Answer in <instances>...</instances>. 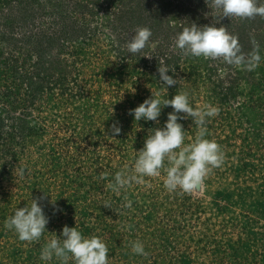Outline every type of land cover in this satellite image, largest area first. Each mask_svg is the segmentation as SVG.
I'll use <instances>...</instances> for the list:
<instances>
[{
  "label": "rangeland",
  "instance_id": "374dc122",
  "mask_svg": "<svg viewBox=\"0 0 264 264\" xmlns=\"http://www.w3.org/2000/svg\"><path fill=\"white\" fill-rule=\"evenodd\" d=\"M21 1L15 5L29 15L22 20L24 13H18L13 21L12 0H0V264H61L55 258L41 261V247L76 222L84 235L104 238L109 264H264V59L249 71L184 55L174 47L177 29L171 14L160 12L159 0H38L29 8L25 3L31 0ZM33 8L38 16L30 22ZM220 14L212 4L204 20L194 23L227 27ZM75 17L83 22L80 33L70 31ZM55 20L57 26L49 23ZM252 20L238 37L249 36L243 37L245 53L253 50L254 38L264 57V17ZM154 22L159 28L152 46L129 54L126 42L134 30ZM32 23H41L46 38L66 25L63 32L72 39L61 56L58 43L47 51L48 41L41 39L44 57L63 63H55L40 83ZM158 57L175 69L168 74L178 83L168 91L159 81ZM152 90L168 99L186 90L194 107L219 109L206 125V138L222 146L224 161L207 175L202 190L168 192L162 177H150L145 185L112 191L114 174L131 166L149 130L163 127L173 111L163 107L158 124L136 122L129 110ZM116 122L121 132L113 137L109 128ZM179 122L187 131L185 142H192L198 131L192 118ZM18 164L29 170L25 179L14 176ZM44 192L50 195L41 201L48 232L38 241H21L4 221ZM137 239L147 256L132 252Z\"/></svg>",
  "mask_w": 264,
  "mask_h": 264
},
{
  "label": "clouds",
  "instance_id": "9594fccd",
  "mask_svg": "<svg viewBox=\"0 0 264 264\" xmlns=\"http://www.w3.org/2000/svg\"><path fill=\"white\" fill-rule=\"evenodd\" d=\"M208 3V0H206ZM215 9L222 11L223 17L254 18L264 17V0H212ZM134 35L126 42L129 54L141 52L150 47L152 30L147 26L138 27ZM253 50L245 53L239 43V37L228 30V27L216 24L198 26L191 23L179 31L174 40V47L184 55L204 57L205 59H221L227 65L237 68L254 70L264 57L260 54V45L253 38ZM159 58V81L168 91V86L176 85L178 80L173 75L175 69ZM171 106L173 111L168 113L163 127L149 130L144 146L136 151L131 166L125 164L114 174L110 184L112 191L117 194L122 189L133 185H145L146 178H163L164 188L168 192H193L202 190L207 175L224 161L222 146L215 139L206 138V125L211 117L218 114L219 109L211 104L203 107H194L189 91L181 90L172 98H161L160 92L152 90L151 97L134 109L129 115L136 122L155 121L159 123L162 108ZM184 113L185 116L180 114ZM191 117L198 131L195 139L186 143L187 131L179 121ZM113 137L121 132L119 122L113 123L109 128ZM29 170L18 164L14 169L16 179H25ZM103 178V173L100 174ZM31 198L30 203L24 207H17L13 214L4 221L6 229L14 230L21 241H38L45 232L49 217L45 214L41 201L46 196ZM127 200V198H126ZM51 203L55 206L51 197ZM126 207L132 206L127 200ZM105 207H109L105 204ZM132 252L136 255L147 256L143 241L137 239L132 242ZM53 258L61 264H67L71 259L74 264H109V247L104 238L99 235L86 236L78 228L65 225L61 235L53 233L52 238L44 243L40 250V260L48 262Z\"/></svg>",
  "mask_w": 264,
  "mask_h": 264
},
{
  "label": "trees",
  "instance_id": "16d2710c",
  "mask_svg": "<svg viewBox=\"0 0 264 264\" xmlns=\"http://www.w3.org/2000/svg\"><path fill=\"white\" fill-rule=\"evenodd\" d=\"M44 1H46V0H44ZM159 1H160V7H159L160 12L162 14L166 13V12L168 14H171L170 17L173 18L171 21V24L175 29H177V33L179 31H181L184 26H190L191 23L198 22V20H195V18L202 17V21H203L205 17H203L202 15L203 14L205 15V10L209 11V6L212 5V0H208V3H206V0H184L185 3L183 2V0L179 3H178V1L173 3L175 0H159ZM187 1H188V3H187ZM41 2H43V1H41ZM47 2L50 3V1H47ZM12 3L14 5H10V7H11V13L14 14L13 21L16 20L15 18L18 15V13H20V15H22V12L24 13V15L19 16V17L22 20H26V15H29V12L25 11V9H24V11L22 9V12H21L20 11L21 7L15 5V4H22L23 2L21 0H12ZM36 3H39V1L38 0H31L30 2L25 3L26 4L25 7H28V8H29V6L35 7ZM192 5H195V6H192ZM34 10H35V8H33V13L30 17V22H35L33 20V16H38ZM29 11H31V9ZM82 15L84 16V14H82ZM182 16H184V18ZM75 18H76L75 19L76 22L73 25V27H71L70 31L80 33V30H81L80 27L81 26H79V22L81 24H83V22H82V20L77 19V17H75ZM220 18L227 20L226 25L228 27V30L237 36L239 33H245V30L247 29V28H245L246 24L248 25L249 23H251L253 21L252 20L253 18L223 17V14H220ZM228 19H230V20H228ZM231 19H233V20H231ZM236 19H238L239 24H235L236 22L234 20H236ZM199 22H200V20H199ZM41 23H42V21H41ZM41 23H39L38 25H36V23H32L33 25H32V30L30 33L31 38H32L33 42L35 43V47L38 49L37 53L39 54L38 59H36L35 63H34V75L38 79L39 83L42 79L45 80L46 78H48V75H51V73L49 74V72H50V70H52L56 66L55 63H58V64L63 63V60H61L59 58H57L56 61H53L54 59L53 60H47L44 57V50H43L44 48L43 47L45 46L44 45L45 43L41 44V39L46 38V37L44 34V30L41 27ZM49 23L51 25L54 24L55 26H57V24H59V21L55 20V21H52ZM252 24H257V21L253 22ZM219 25L223 26V24H219ZM148 27L152 30V33L154 34V32L157 31L156 28H159V24L157 22L156 23L154 22L153 25H150ZM63 30L67 31L66 25L62 28L61 31L55 30V32L53 34L49 35L46 38L48 41V43H46V45L48 47L47 51L48 50H50V51L55 50L53 48V46H50L53 42H56L59 44L60 49L56 52V55H58V56H61V53L63 51L62 46L65 45L64 43L68 42L69 40H72V39H70L71 36L68 35L67 32H63ZM176 34H175V36H176ZM247 35L248 34H245L244 36L246 37ZM243 37L239 38V43H242L241 44L242 50L244 49L243 46L245 45V41H244ZM247 37H249V36H247ZM24 38H26V37L24 36ZM246 46H247V47H245L246 49L248 47H250L248 45V43L246 44ZM40 48H43V49L41 50Z\"/></svg>",
  "mask_w": 264,
  "mask_h": 264
}]
</instances>
